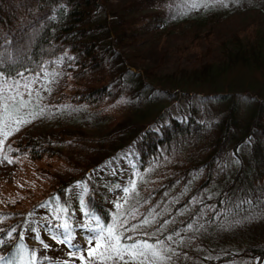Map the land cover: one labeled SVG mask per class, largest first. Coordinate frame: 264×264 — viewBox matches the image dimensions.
Instances as JSON below:
<instances>
[{
    "label": "trees",
    "instance_id": "obj_1",
    "mask_svg": "<svg viewBox=\"0 0 264 264\" xmlns=\"http://www.w3.org/2000/svg\"><path fill=\"white\" fill-rule=\"evenodd\" d=\"M125 1L119 17L110 20L112 10L102 0H0V81L22 87L26 78L52 73L46 83L53 88L45 99L46 116L54 105L85 111L112 106L120 111L109 122L116 129L96 137H87L80 128V132L54 129L48 134H26L17 141L12 139L20 130L8 135L0 154L4 162L14 157L40 161L58 155L64 166L48 171L52 187L41 200L29 206L11 200L0 209V264L11 258L23 232L41 216L43 207L48 208L44 211L68 208L67 198L74 195L81 221H92L93 228L109 225L126 237V246L134 242L166 244L163 256L170 264H233L241 259L264 264V242L251 238V227L244 230L242 245L226 244L239 235L246 218L264 210V182L257 183L264 175V98L247 96L249 107L255 103V108L241 119L236 86L222 92L215 90L214 82L237 62L243 70L264 66V39L257 42L252 34L241 40L234 33L230 39L218 37L220 45L209 44L202 54L183 56L178 54L179 44L162 42L153 29L158 25L170 28L190 9L204 4L217 7L240 2L249 8L238 13H260L264 0ZM149 7L150 14L139 12ZM206 11L214 15L201 23L212 24L211 28L238 15L222 17L215 15V9ZM145 20L146 24H139ZM122 49L130 55L120 53ZM144 53L154 57L150 65L132 63L135 57L144 59ZM190 57L196 64L189 60V72ZM171 67L172 86L155 88L147 71L161 73ZM208 80L214 90L203 98L225 103L221 117H206L190 99L184 102L185 108L170 111L164 107L183 100L192 84ZM171 88L181 91L170 92ZM123 98H133L135 107L127 108L121 103ZM153 105L164 107V118L141 121ZM104 178L102 183L107 186L126 178L131 182L134 193L121 212L106 208V192L99 186ZM79 231L84 238L97 232L89 228ZM59 244L71 256L89 249V244L76 240L70 247ZM91 254L81 264H113L96 258L97 252Z\"/></svg>",
    "mask_w": 264,
    "mask_h": 264
},
{
    "label": "rangeland",
    "instance_id": "obj_2",
    "mask_svg": "<svg viewBox=\"0 0 264 264\" xmlns=\"http://www.w3.org/2000/svg\"><path fill=\"white\" fill-rule=\"evenodd\" d=\"M110 2H113L112 7H110L109 1L102 0V4L107 7L106 9L112 10L113 14L109 17L111 20L119 17L121 12L118 10H120V7L127 4V2L125 0H110ZM202 3L207 2L204 1ZM239 3L240 2H224L217 7L214 6V4H204L199 8L193 7V9H190L189 12L185 14L187 15L185 18L179 22H173L170 28L166 27L167 25H158V21L153 20V25H158L153 29L157 34L161 35L162 42L173 41L179 44L180 51L178 54H182L183 56H189L192 53L200 54V52L202 54L207 45L211 44L213 47L220 45L218 37L230 39L234 33L239 35V39L241 40L248 39V37L252 38V34H256V36H253V40L256 39L257 42L263 40L264 8L260 13L244 12L240 14L238 12L245 11L249 8V4L240 5ZM208 8H210V11L215 9V15L222 17L230 16L234 13L238 15H235L222 25H216L211 28L212 24L206 23L205 25L201 23L204 17L211 15L206 11ZM152 11L153 10L149 7L143 8L139 12H142V14H150ZM203 13H205V15H203ZM203 20H205V18ZM146 21L147 20L142 21L139 24H146ZM205 26H207L206 28H208V30H206ZM207 32H209L208 35H206ZM168 35H172V38H168ZM120 53H123L125 56L130 55V52L124 49H122ZM144 56V59L135 57L136 59L132 60V63L140 67H143V65H150L149 60H151L153 56L150 53H144ZM189 60L192 62L193 66L196 63L192 57L188 58V70L190 72L192 65H189ZM226 71L225 75L221 73L215 78L214 82L217 84L215 90L229 92V88L236 86L234 94L240 99L239 103L236 98L238 112L241 119H246L253 111V108H255V103H251L249 107V103H247L248 97H250V99L253 96H259L257 98L260 99L264 98V66L259 68V70L254 68H245L243 70L241 64L238 65L237 62L235 67L228 68ZM136 72H139V70H136ZM172 72H174V67L168 68L161 73L156 72L150 74L147 71V75H150L149 80L154 83L153 85L155 88L159 87V89H166L170 88L173 84L174 77L171 76ZM51 77L52 73L40 74L37 77L31 76L30 78L24 79L22 87H15L0 81V154L4 151L3 143L6 138L8 135L12 136L13 133L17 131L15 130L16 128L20 130V134H14L15 137L12 139L14 141L20 140L21 137L26 134L37 135L44 132L48 134V132L54 129H78V132L81 130V132L87 134V137L100 136L116 129V127L110 126L109 122H113L120 114V111H114L115 107L112 106H104L99 109H89L85 111L79 108H72L68 105H54V107L48 110L47 116L43 114V109H48L45 104V99L49 92L53 90L51 86H46V83H48ZM209 81L210 80H208V82L192 84L188 89L189 92H186L183 94L184 97H181L183 100H177L178 102L174 105H164V107L167 108L166 110L170 111H175L177 108H185L184 102L190 99L193 107L198 108L206 117H221L226 108L225 103H215L211 98H203L206 95H210L211 92H213L212 90H214V87ZM242 82L247 83L248 86H242ZM249 86L255 89L251 90ZM171 90L169 91H178V93L181 91H176L172 88ZM30 93L31 95H29ZM176 99H178L177 96L175 100ZM255 100L258 102L257 99ZM21 102L26 105V107H21ZM121 103L127 108L135 107L133 98H123ZM146 106L147 105L144 104V107ZM144 107L142 109H144ZM164 107L159 108V106L154 105L149 107V113H146L144 119L141 121L148 122L151 120L150 122H152L158 116L164 118L166 115ZM5 108L8 109L7 112H5ZM38 117H40L39 120L37 119ZM17 119H23L28 122L16 124L14 121ZM4 132H8L9 134L5 136L3 135ZM12 159L13 160L6 159L7 161L4 162L0 158V209L4 208V205L11 200H18V204L23 206H25V204L29 206L31 203L33 204L41 200L42 196L52 187L48 171L53 172L64 166L58 155L45 157L40 161H32L27 157H14ZM122 162L124 163V161ZM105 175H108V173H105ZM126 180H128V178L120 181L118 185L109 186L106 184L103 185L102 183V181H106V178L99 181L100 188L106 192V208L109 211L121 212L123 207L130 201L134 191L131 182ZM263 182L264 175L259 178L257 183L262 184ZM77 194H82L81 189H77ZM67 201L69 203L68 208L66 207L68 210L62 207H55V209L51 211H44L48 208L43 207L44 210H40L42 213L41 216L37 217L33 223L28 225L25 232L22 234L21 242L10 255L11 258L6 264H47V262L48 264H52L54 261L61 262L59 264H81V256L86 258L90 253L100 251V249H96L95 246V239L98 238L96 234L100 232L101 227L107 229L110 226L102 223L99 226L95 225L93 228L92 221H81V209L76 200V196L68 197ZM72 216H76L77 219L74 221ZM240 224H243V222H240ZM249 227H251L249 230L252 236L251 238H253L254 241L261 240L264 242V210L256 212L246 218L245 224L239 235L228 240L226 244L229 245L228 243L233 244L232 242H234L236 245H242L243 238H245L243 237L244 230ZM79 228H89L93 229V231L100 230L89 238H84ZM71 232L74 235L72 238ZM72 239L83 245L89 244V249L82 254L79 253L71 256L66 253V251H63L64 248L61 247L59 243H64L65 246L70 247L73 243ZM166 246L168 248L166 244L153 246V250L159 254L157 256H153L151 251H149L144 257H137L136 259H132L131 256L126 255L124 260L120 262L121 264H170L163 256L165 251H167V248H165ZM255 263V260L241 259L233 264Z\"/></svg>",
    "mask_w": 264,
    "mask_h": 264
},
{
    "label": "snow or ice",
    "instance_id": "obj_3",
    "mask_svg": "<svg viewBox=\"0 0 264 264\" xmlns=\"http://www.w3.org/2000/svg\"><path fill=\"white\" fill-rule=\"evenodd\" d=\"M20 106L26 107V105H24L22 102ZM7 111L8 109L5 108V112ZM27 122L28 121L23 119H17L14 121V123L16 124ZM15 130L18 131L19 129L16 128ZM8 134V132L3 133V135L5 136H7ZM96 235L98 238L95 239V246L96 249H100V251L96 254V258H99L102 261L112 260L113 264H115L116 261H123L126 255L131 256L132 259H136L137 257H144L148 251H151L153 256L159 255L156 251L153 250V245L148 244L147 242H134L131 245H124L123 239H126V237L122 238L119 231L115 230L112 227H109L107 229L101 227L100 232ZM80 259L84 260L85 258L81 256ZM0 260H3V258L0 257ZM87 264H90V261L87 262Z\"/></svg>",
    "mask_w": 264,
    "mask_h": 264
}]
</instances>
